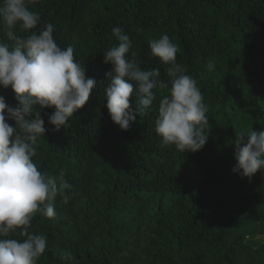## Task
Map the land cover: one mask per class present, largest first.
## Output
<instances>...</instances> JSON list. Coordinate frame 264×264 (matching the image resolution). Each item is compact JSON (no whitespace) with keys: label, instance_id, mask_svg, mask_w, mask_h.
<instances>
[{"label":"trees","instance_id":"obj_1","mask_svg":"<svg viewBox=\"0 0 264 264\" xmlns=\"http://www.w3.org/2000/svg\"><path fill=\"white\" fill-rule=\"evenodd\" d=\"M29 7L41 17L34 31L54 24L58 45H72L97 81L59 131L47 122L54 107L41 112L48 131L34 163L46 176L62 171L71 188L66 202L57 196L54 220L38 214L32 221L30 231L48 242L38 264H264V173L232 171L235 136L264 129V0H39ZM114 27L129 36L141 69H159L166 81L167 66L148 42L167 34L178 46L177 63L197 80L208 108L201 150L161 146L154 121L166 90L128 130L111 121L104 89L112 66L103 53L119 43ZM6 31L0 24V39ZM0 95L16 105L11 88Z\"/></svg>","mask_w":264,"mask_h":264},{"label":"clouds","instance_id":"obj_2","mask_svg":"<svg viewBox=\"0 0 264 264\" xmlns=\"http://www.w3.org/2000/svg\"><path fill=\"white\" fill-rule=\"evenodd\" d=\"M38 2L0 0V24L7 29L6 40L0 39V88H11L17 101L10 106L0 95V264H38L48 242L46 235L30 231L32 221L38 214L54 220L57 196L66 202L64 190L71 188L62 171L55 178L46 176L34 163L38 141L48 131L42 109L54 107L47 122L59 131L85 106L97 86L78 63L74 47L58 45L54 24L34 31L41 17L29 6ZM14 29L25 35H16ZM112 34L119 43L103 53V62L112 66L105 74L109 83L104 89L111 121L120 130H128L138 116L148 114L157 90H166L154 121L161 146L180 153L201 150L208 136V108L197 80L177 63L178 46L167 34L148 42L151 54L167 66L166 81L159 69H141L138 53L130 52L127 34L118 27ZM206 67L209 72L215 70L211 60ZM133 94L134 109L130 105ZM232 144L234 173L248 178L258 171L264 173V129L242 131ZM69 258L65 252L62 259Z\"/></svg>","mask_w":264,"mask_h":264},{"label":"rangeland","instance_id":"obj_3","mask_svg":"<svg viewBox=\"0 0 264 264\" xmlns=\"http://www.w3.org/2000/svg\"><path fill=\"white\" fill-rule=\"evenodd\" d=\"M247 240L249 241V243H251L254 246H257V244H259L260 242V240L256 238H248Z\"/></svg>","mask_w":264,"mask_h":264}]
</instances>
